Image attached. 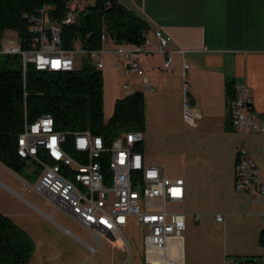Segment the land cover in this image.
<instances>
[{
	"label": "crops",
	"instance_id": "crops-1",
	"mask_svg": "<svg viewBox=\"0 0 264 264\" xmlns=\"http://www.w3.org/2000/svg\"><path fill=\"white\" fill-rule=\"evenodd\" d=\"M117 2L149 25L147 38L151 46L146 54L140 56L144 77L127 76L126 61L119 55V52L135 47L118 45L112 40L106 41L103 47V70L108 64V67L122 71L125 78L131 79L132 91L142 92L145 96L147 131L141 147L145 164L164 168L169 178L184 181V200L174 204L180 206L181 210L174 212L186 216L187 229L196 226L202 218L214 216L226 238L235 225H249L257 219L259 225L256 231L261 244L264 197L256 191L238 192L235 184L238 152L247 150L258 166L260 181L264 186V134L232 130V104L228 103L226 87L229 82L245 84L254 110L264 123V0ZM74 8L81 11L75 5ZM157 31L171 38L167 52L172 58V65L168 71L165 70L166 57L159 53V44L155 39ZM107 43L111 44L108 50ZM105 57L108 58L107 62ZM144 78L151 88L146 92L142 86ZM185 90L188 91L187 96ZM186 98L201 117L194 126L187 125L183 120ZM177 120L186 125L188 131L179 130L175 123ZM149 132H155L157 136L167 132L179 137L180 145L187 152L193 150L188 155L195 153V157L185 161L181 157L165 160L157 156L155 146L162 140L159 138L153 142ZM169 169H173L171 174ZM33 175L30 167L24 175H19L0 163V190L57 224L52 216H47L41 208L24 198L30 186L23 178L28 180ZM34 176L38 179V174ZM30 190L37 194L32 188ZM2 198L0 213L10 218L34 241L36 250L30 264H37L38 247L33 235L37 232L38 224L34 226L36 221L26 207L5 205ZM217 215L224 217L223 223L216 221ZM113 246L126 247L124 244ZM88 248L92 252L93 248ZM230 251L228 248V252H225L223 264L227 258H231ZM188 258L185 236L181 240H172L166 255L165 252L146 251V264H187ZM89 262L86 258L77 264Z\"/></svg>",
	"mask_w": 264,
	"mask_h": 264
},
{
	"label": "built area",
	"instance_id": "built-area-1",
	"mask_svg": "<svg viewBox=\"0 0 264 264\" xmlns=\"http://www.w3.org/2000/svg\"><path fill=\"white\" fill-rule=\"evenodd\" d=\"M69 13L64 24L75 22L73 0H69ZM49 7L38 15H27L30 32L39 37V47L23 51L19 41L8 40L0 55H19L23 60L24 73L30 65L39 72L72 73L76 71L77 57L95 61L97 70L104 69V51H85L82 47L66 51L61 30L53 26L47 30ZM159 53L165 55V70H170L172 58L167 52L171 38L162 31L155 33ZM105 42V38H104ZM151 42L133 50H124L119 55L126 61V75L144 77L140 56L147 53ZM181 54H183L181 52ZM187 68V67H185ZM144 92L151 90L143 79ZM127 97L135 94L130 86H124ZM188 91L185 90V96ZM201 119L193 106L185 99L183 120L194 126ZM232 127L235 132L253 135L264 134V123L254 110V104L245 84L236 85L232 103ZM144 135L130 132L116 138L110 145L90 131L76 133L58 132L52 116L40 117L33 123L27 120L24 132L18 138V157L35 166L39 172L32 190L49 200L56 210L73 217L82 227L92 232L95 238L115 244H127L123 231L131 222L146 231L144 247L147 251L167 252L172 240H181L187 230L185 215L169 210L170 205L180 203L185 197V183L171 179L164 168L145 164L141 147ZM238 192L256 191L264 197L260 171L247 150H240L237 157L236 184ZM197 221L199 217L196 218ZM264 224V211L261 214ZM224 222L222 215L216 216ZM262 258L264 259V227L262 230ZM92 253L95 250L92 249ZM259 261H241L227 258L225 264H259Z\"/></svg>",
	"mask_w": 264,
	"mask_h": 264
},
{
	"label": "trees",
	"instance_id": "trees-1",
	"mask_svg": "<svg viewBox=\"0 0 264 264\" xmlns=\"http://www.w3.org/2000/svg\"><path fill=\"white\" fill-rule=\"evenodd\" d=\"M69 5V0H0V51L6 36H17L23 51L37 49L39 37L30 32L31 23L25 17L38 15L46 7L50 8L49 23L61 30L66 51L77 47L99 51L109 40L138 47L147 39L148 23L117 0H96L93 6L75 10L71 25L64 24ZM0 58L5 66L0 71V163L14 173L24 175L30 167L17 155L18 138L26 120L33 123L50 115L58 132L90 131L108 145L123 134L146 131V100L142 92L119 99L113 116L105 119L103 74L94 64L85 63L72 73L39 72L30 65L24 73L21 56ZM235 87L234 82L227 84L228 103L234 101ZM35 250L31 237L0 213V264H30Z\"/></svg>",
	"mask_w": 264,
	"mask_h": 264
},
{
	"label": "rangeland",
	"instance_id": "rangeland-1",
	"mask_svg": "<svg viewBox=\"0 0 264 264\" xmlns=\"http://www.w3.org/2000/svg\"><path fill=\"white\" fill-rule=\"evenodd\" d=\"M95 2L96 0H73V5L82 11L93 6ZM52 27L53 25L48 22L47 30ZM10 39L16 40L19 45L17 36H6L1 46L6 47ZM110 45V43L106 44L107 50ZM104 60L107 62L108 58L105 57ZM85 63L94 64L95 61L88 57H77L76 69H82ZM107 65L105 70H102V74L104 80V114L105 119L109 120L113 116L116 102L127 95L124 86H130L131 79L125 78L122 71L118 72L112 69V66L110 68ZM4 68L3 59L0 58V71ZM175 123L179 130L188 131L187 126L181 121L177 120ZM146 131L143 133L144 136ZM149 133V138L153 142L159 138L162 140L155 146L157 156L165 160L181 157V160L185 161L195 157V153L188 155L193 150L187 152L183 145H180L179 137L167 132H163L161 136L155 135V132ZM169 170L171 174L173 169ZM30 172L37 175L39 170L37 167L31 166ZM34 175L28 180L23 178L30 188L34 187L37 182ZM28 190L24 193V198L41 208L47 216H52L53 221H56L57 224L37 214L15 197L5 195L1 190L0 199L3 196L5 205H14L16 208L22 205L28 209L29 213H32V219L36 221L34 226L38 224L37 232L33 235L38 247L37 264H77L86 258L90 261L89 264H146L147 250L144 247L146 231L143 227H138L135 222H131L128 228L123 231L122 238L127 241L126 247L113 246L107 240L99 242L92 232L82 227L73 217L63 211L56 210L55 206L43 197ZM169 210L180 212L181 209L180 206L170 205ZM214 219V216L202 218L200 223L192 228L189 227L184 233L189 250L187 264H223V256L225 252H228V248L231 249V258L241 261L256 260L260 262L259 264H264L263 250L256 231L259 225L257 219L252 223L250 222L249 225H235L226 238H224L223 228L216 224ZM89 246L96 249L97 252L92 254Z\"/></svg>",
	"mask_w": 264,
	"mask_h": 264
}]
</instances>
